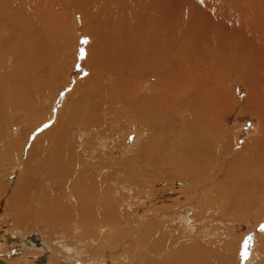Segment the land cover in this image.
Returning <instances> with one entry per match:
<instances>
[{
    "label": "bare ground",
    "instance_id": "obj_1",
    "mask_svg": "<svg viewBox=\"0 0 264 264\" xmlns=\"http://www.w3.org/2000/svg\"><path fill=\"white\" fill-rule=\"evenodd\" d=\"M196 1L184 0L171 9L170 0H0V136L19 117L29 124L1 146L0 161L10 165L21 162L27 147V159L22 160L27 170L0 187L1 196L11 191L9 208L35 226L57 228L90 255L96 249L121 252L125 264L253 263L258 255L248 244L244 256L241 237L222 250L179 243L173 235L178 224L193 230L189 210L177 205L174 215L162 219L145 216L152 214L149 210L138 215L148 192L133 193L128 183L113 179L120 168L129 170L135 184L155 173L161 178L173 174L191 180L187 191L193 193L202 179L216 172L218 149L237 144L232 136L221 137V115L236 104L225 81L246 86V98L234 99L242 113L262 112L264 0H210L205 14L217 20L205 23L201 11L193 15L207 27L197 28L199 34L189 23ZM222 17L230 26L214 32L211 25ZM78 22H88L91 39L81 64L89 74L72 85L54 114L60 76L73 61L71 43ZM117 128L126 137L120 143L130 145L131 134L138 138L133 154L115 161L109 173L105 160L115 149ZM248 142L237 150L244 159L251 157L250 146L264 143V127L259 140ZM262 167L257 171L263 174ZM226 177L227 185L220 184L219 192L228 200L235 195L225 202L228 209L249 203L260 208L250 218L258 220L262 209L247 196L250 188L244 191L246 176L232 169ZM250 178V184L256 183ZM238 210L232 214L238 216Z\"/></svg>",
    "mask_w": 264,
    "mask_h": 264
},
{
    "label": "rangeland",
    "instance_id": "obj_2",
    "mask_svg": "<svg viewBox=\"0 0 264 264\" xmlns=\"http://www.w3.org/2000/svg\"><path fill=\"white\" fill-rule=\"evenodd\" d=\"M182 1L184 0H170L171 9L177 7ZM211 4L212 3L210 0H197L196 3H194V10L191 11V19L189 23L191 25V29L195 34H199L198 29L201 30L207 28L202 25L204 24L202 20L193 16L197 12H202L205 23L217 20L211 19L205 14L206 11L210 9ZM75 16V20H78L80 18L78 14H75ZM193 17L196 18V20L193 19ZM224 18L225 17H222L219 22H214L211 25V27L216 28L213 29L214 32L227 31L230 24ZM87 25L88 22L85 24L82 22H78L74 26L73 34L75 40L71 43V54L73 55V57L69 59V61H71V59H73V61L70 62V67L64 71L62 76H60V83L62 84V86L57 87V90H59V94L56 92L58 97L53 104L54 114H56L61 108L67 92L72 89V85L89 74L88 67L81 64L88 55V46L91 39L90 34L85 29ZM195 25H198L200 27ZM39 39H41V37ZM85 40H87L86 43L84 42ZM82 50L84 52L83 56L81 55ZM224 85L230 90H233V92L235 93L232 102L236 104L231 105L229 109H227L221 115V137L223 139L225 137L232 136L236 139L237 144L226 151H224L223 147L218 149L219 161L216 166V172L212 173L211 176L205 177L204 179L201 178L202 180L198 184V190H194L193 193H189L187 191V186L189 185V182L191 180L187 181V179L176 177L173 174L169 175L168 177L161 178L160 174L155 173L153 177L146 178V180L141 177V184H135L130 180L131 174L129 170L127 171L126 169L120 168L117 169V172L113 173L115 174L113 175V179L118 177L119 181L128 183L129 185L127 186L129 188L132 187L131 191L133 193L141 190L148 192V195L146 197L144 196V198L147 200V204H140L143 206V208L138 211V215H141L145 211L149 210L150 212H152V214L147 213L145 216H148L149 218L153 216L156 219H162L163 215L169 217L174 215L177 212V210H175L177 209L175 208L177 205H179V207H183L184 210H189V216L191 218L190 225L192 226L193 230L188 232L187 228H183L182 226L180 227V225L178 224L176 234L173 235L176 236V238L180 239L179 243L184 245H189L192 243H203L207 247H213L214 249L217 248L219 250H222L223 248H226L225 245L228 241H231L234 238L235 239L233 241H237L238 238L241 237L242 242L248 240V244L250 245L252 252L258 255L257 258H252L253 263L251 264H256V262L259 260H262V262H264V231L260 230V226L264 224V171H262L263 174L257 171L259 169V166H263L262 169L264 170V143L256 145L253 144L252 146H250L253 149V151H251V157H246L245 159L239 155L237 150L241 147H245V145H248L250 143L248 141H251V139L257 141L261 138L262 129L264 127V101L261 104L263 105L261 114H244L241 112L239 104H237L234 99L236 98L237 100H243L246 98V86L237 80L225 81ZM262 88L264 89V83H261V89ZM52 94L54 95L55 93L52 92ZM262 99L264 100V95ZM47 102L48 100L42 101V104H45L44 107H49V102ZM28 125L29 124L27 123L26 119L19 117L17 124L5 129V134L2 137L0 136V157L3 158V155H1V148L3 147V145L9 142L10 139L16 138V136L21 134V131H24L23 129L28 128ZM144 126V124H141L140 128H142L143 132L145 133L146 129L144 128ZM117 131L118 133H116V135L113 137L115 149L111 152L109 151V157L111 158L105 160V162H107L108 164L106 168L108 169L109 173L114 172L115 161H122L127 156H131L133 154V142L136 138H138V136L135 134L129 135V140H127L130 145H125L123 143H120V141L122 142V140L126 139L124 133L122 131L120 132L118 128ZM22 138V140H27L28 142V138H26V136ZM115 138L118 139L115 140ZM22 151L23 152H21V158L22 160H26L27 147L24 146ZM118 151H120V156H118ZM127 151L130 154L127 153ZM112 157L114 159H112ZM22 160L20 163L15 165H10L5 160L0 161V187L5 183L10 184L11 182H14L23 172L27 170L28 165L25 163V161ZM245 168L246 174L244 173ZM232 169L236 171L240 170L241 178H244V176H246V178L242 179V181L246 185L244 189V191L246 190V193L250 188L251 195L247 196H252L251 202H260L262 214L257 215V217H260L258 220L254 219V221L253 219L250 220V218L256 213V211L259 212L260 208H252L249 203L245 202L246 204L242 206V208L240 207L239 210L237 209L238 211H240V214L237 216L235 215L237 214V210L234 208L228 209L227 204H225L226 201L230 202L235 200V195L234 199L228 200L225 195H222L219 192L220 184L224 183L225 186L227 185L225 180H227L228 178L226 176ZM251 171L256 172L254 173ZM118 173H121V175H119ZM250 177H252L256 183L250 184ZM237 179L235 178L234 181H236ZM133 185L136 186L134 187ZM144 187L146 189H144ZM10 193V190H6L5 194L3 195L4 197L0 195V259L5 260L9 264L126 263L127 258L125 259V254H122L121 252H115L116 250L114 249L108 251L96 249L98 253L90 255L85 246L81 245L78 242H69L61 231L56 230L57 228H53L55 230H50L48 228L43 229L40 226L33 225L29 219L19 216L17 214V211L15 213V210L12 209L11 206L9 208L7 199L10 196ZM196 196H198V200H195ZM245 197L246 196H243L242 199ZM237 198H239V196H237ZM129 201L134 203L136 200L134 197H131ZM240 202L241 201L239 200L237 203ZM257 202H255V204H257ZM135 219H138V217H136ZM174 223H178V221L175 220ZM11 233H13L14 235L12 236ZM32 233L37 234L40 237L38 238V241L47 246L49 261L39 262L36 259V256L44 253L45 250L42 246H35L37 243L34 240H32L34 241L32 243L29 242V245H25V243L23 242H20V244H7L6 240L4 239V234H7V237L10 241L14 239L15 241L19 242L20 237L22 238ZM179 234H184L187 236V238H184L183 235H181V238H179ZM15 235L18 237H16ZM182 238L183 240H181ZM249 238L251 239L249 240ZM172 244L177 243L172 242ZM63 247L71 248L72 252H70L69 254V252L63 250ZM17 251H19L20 253H18ZM105 255L108 256L109 260ZM232 264L238 263L235 260Z\"/></svg>",
    "mask_w": 264,
    "mask_h": 264
},
{
    "label": "crops",
    "instance_id": "obj_3",
    "mask_svg": "<svg viewBox=\"0 0 264 264\" xmlns=\"http://www.w3.org/2000/svg\"><path fill=\"white\" fill-rule=\"evenodd\" d=\"M11 234L14 235L13 233H11ZM32 234H35V233H32ZM32 234L25 236V237H22V238L20 237L19 242L15 241L14 239H12L10 241L7 237V234H4V239L6 240L7 244H20V242H23V243H25V245H29V242L30 243L34 242V241H32L33 240V237L31 236ZM35 236L37 239L40 238L37 234H35ZM16 237H18V236H16ZM35 246H38V245L36 244ZM17 252L20 253L19 251H17ZM15 255H17V254H15Z\"/></svg>",
    "mask_w": 264,
    "mask_h": 264
},
{
    "label": "flooded vegetation",
    "instance_id": "obj_4",
    "mask_svg": "<svg viewBox=\"0 0 264 264\" xmlns=\"http://www.w3.org/2000/svg\"><path fill=\"white\" fill-rule=\"evenodd\" d=\"M36 241L38 242V246H42L44 248V253H41L39 254L38 256H36V259L39 261V262H46V261H49V255H48V249H47V246L44 245L43 243H40V241H38L36 239Z\"/></svg>",
    "mask_w": 264,
    "mask_h": 264
},
{
    "label": "snow or ice",
    "instance_id": "obj_5",
    "mask_svg": "<svg viewBox=\"0 0 264 264\" xmlns=\"http://www.w3.org/2000/svg\"><path fill=\"white\" fill-rule=\"evenodd\" d=\"M84 42L86 43L87 40H85ZM81 55H82V56L84 55L83 50L81 51ZM45 127H47V125H45ZM260 230H261V231H264V224H262V225L260 226ZM250 239H251V238H249V240H250ZM247 245H248V240L245 241V252H244V256H245V257H246L247 254H248V253H247V250H246V249H247Z\"/></svg>",
    "mask_w": 264,
    "mask_h": 264
},
{
    "label": "water",
    "instance_id": "obj_6",
    "mask_svg": "<svg viewBox=\"0 0 264 264\" xmlns=\"http://www.w3.org/2000/svg\"><path fill=\"white\" fill-rule=\"evenodd\" d=\"M31 236L33 238H36L35 234H32ZM63 250H65V251H67L69 253L72 252V249L69 248V247H63ZM0 264H9V263H7L5 260L0 259Z\"/></svg>",
    "mask_w": 264,
    "mask_h": 264
}]
</instances>
